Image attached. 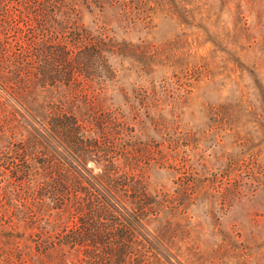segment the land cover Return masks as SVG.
<instances>
[{
  "label": "trees",
  "instance_id": "obj_1",
  "mask_svg": "<svg viewBox=\"0 0 264 264\" xmlns=\"http://www.w3.org/2000/svg\"><path fill=\"white\" fill-rule=\"evenodd\" d=\"M130 7L0 0V264H184L181 249L195 248L190 208L206 197L211 218L212 199L245 198L255 155L228 156V182L205 188L189 152L167 140L156 88L142 78L158 50L127 40L160 17ZM84 13L112 25L89 30ZM115 94L123 104H107ZM158 172L176 188L154 186Z\"/></svg>",
  "mask_w": 264,
  "mask_h": 264
},
{
  "label": "rangeland",
  "instance_id": "obj_2",
  "mask_svg": "<svg viewBox=\"0 0 264 264\" xmlns=\"http://www.w3.org/2000/svg\"><path fill=\"white\" fill-rule=\"evenodd\" d=\"M129 1L130 10L160 17L127 40L136 46L145 40L147 47L157 48L151 72L142 78L147 87L155 86L167 140L173 138L180 155L189 152L199 184L218 188L227 183L230 155L256 156L241 175L244 199L230 197L226 204L212 199L216 212L211 218L204 215L206 197L190 208L197 227L191 236L195 248H182L181 261L264 264V0ZM107 18L84 13L81 23L89 30L102 23L111 27ZM132 82L137 83L135 76L121 80L126 91L134 89ZM123 100L115 94L107 104L118 106ZM252 172L259 183L247 179ZM173 177L158 172L151 182L174 190ZM258 184L262 188L254 191Z\"/></svg>",
  "mask_w": 264,
  "mask_h": 264
}]
</instances>
